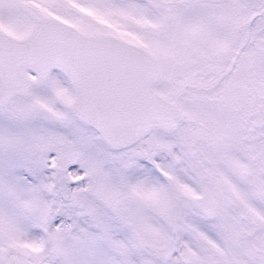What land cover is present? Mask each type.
Segmentation results:
<instances>
[{"label":"snow or ice","instance_id":"obj_1","mask_svg":"<svg viewBox=\"0 0 264 264\" xmlns=\"http://www.w3.org/2000/svg\"><path fill=\"white\" fill-rule=\"evenodd\" d=\"M0 264H264V0H0Z\"/></svg>","mask_w":264,"mask_h":264}]
</instances>
